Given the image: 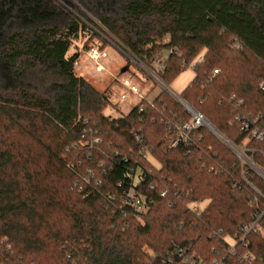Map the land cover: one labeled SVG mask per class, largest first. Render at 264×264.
I'll return each instance as SVG.
<instances>
[{
    "label": "trees",
    "instance_id": "16d2710c",
    "mask_svg": "<svg viewBox=\"0 0 264 264\" xmlns=\"http://www.w3.org/2000/svg\"><path fill=\"white\" fill-rule=\"evenodd\" d=\"M86 23L147 64L171 50L159 72L167 85L203 52L182 98L235 145L246 137L237 115L250 130L264 128V0H0V264H162L172 242L210 247L211 234L237 232L263 211L264 179L250 171L247 184L237 180L236 157L210 130L198 127L188 145L169 146L172 131L160 119L190 115L165 90L152 106L141 100L123 116L103 113L109 97L76 75L79 53H69L81 30L96 35ZM89 128L101 137L94 145L112 148L104 160L112 172L101 173L107 185L78 184L85 155L71 154ZM133 129L155 160L141 161V189L154 198L144 223L109 197L133 165ZM249 145L264 171V137ZM204 199L201 212L191 211L189 202ZM247 240L264 264V236Z\"/></svg>",
    "mask_w": 264,
    "mask_h": 264
},
{
    "label": "built area",
    "instance_id": "2783aa9c",
    "mask_svg": "<svg viewBox=\"0 0 264 264\" xmlns=\"http://www.w3.org/2000/svg\"><path fill=\"white\" fill-rule=\"evenodd\" d=\"M237 45V44H236ZM238 46V45H237ZM171 50H168V54ZM88 57L94 62L95 70L101 72L104 70V66L101 63V60L107 57V52L104 49H101L99 46L91 45L87 50ZM201 60V59H200ZM199 60V61H200ZM162 61V60H161ZM165 60H163L164 62ZM147 70L152 73L151 77L160 84H164L166 87L165 91L170 94L190 115L188 121H183L177 119L176 115L165 116L160 119V123H165L168 128L172 131V135L169 140L170 147H177L180 145H188L191 136L198 127H205L211 132H216V128L203 116L202 113L193 108L188 104L181 95L171 92L167 89V84L160 78L159 72L163 69V62L159 65V68H154L150 65H146L143 61H140ZM152 63V62H151ZM122 84L129 88L131 92L138 95L140 98L138 105L141 100H145L148 104L152 106L153 99L142 96L138 93V90L135 85L131 84L128 79L122 80ZM263 87V85L261 84ZM121 99H125V94L120 95ZM135 105V106H136ZM132 108L129 109V111ZM143 105H139L138 112H143ZM128 111V112H129ZM127 112V113H128ZM125 113V114H127ZM125 114H118L117 116H123ZM109 117H115L112 115H107ZM143 120V117L140 118ZM154 121V118H151ZM235 120L240 123V129L246 133V137L262 139L264 137V128L259 129L254 127L250 130V125L248 120L245 117L237 115ZM87 119H83V123H87ZM255 121V120H254ZM141 129H133L130 132V137L135 142L136 150L131 151V156H134L132 160V166L122 172L124 180L117 182V186L122 188L119 194L114 193L110 194L109 197L113 201H117V209L124 216H130L135 220L141 221L144 215H146L151 206L154 203V198L145 192L142 191L141 185L144 179V168L142 166V160L151 159V145L149 142H146L140 134ZM218 131V130H217ZM89 137L86 140L87 146H92L96 143L101 142V137L96 135V130L92 128L88 129ZM219 132V131H218ZM221 138H224L229 143V147L237 153L240 158L250 159V154H247V150L233 144L226 137H224L220 132L218 133ZM81 143V141H80ZM189 150H187V153ZM114 155H118V152L115 151ZM90 159V155L87 156ZM129 158L125 157L124 161H127ZM77 165H80V162L77 161ZM73 168L75 167L73 163L70 164ZM99 167L102 168V173H111V166H107L103 161L99 163ZM75 169V168H74ZM78 173V184H99V178H95V173L93 170L88 169L85 172V176H82L80 172ZM93 179V180H92ZM125 185V186H124ZM79 191H82V187L79 186ZM150 189H154V186L151 185ZM161 196L165 195V191L160 193ZM200 203L192 202L189 205V208L194 213L198 214L201 209L199 207ZM264 210L254 216L249 222L240 226L237 232L232 234L223 233L220 229L218 232H215L209 236V239L215 240L216 242L210 247L204 245H197L196 248H191L190 246L180 245L176 242H172L171 249L169 253L161 258L162 264H257L254 254L248 250V240L247 236L251 232H256L264 236V228L261 226L260 219ZM155 255V254H154Z\"/></svg>",
    "mask_w": 264,
    "mask_h": 264
},
{
    "label": "rangeland",
    "instance_id": "374dc122",
    "mask_svg": "<svg viewBox=\"0 0 264 264\" xmlns=\"http://www.w3.org/2000/svg\"><path fill=\"white\" fill-rule=\"evenodd\" d=\"M86 25H88V27L91 28L92 32H95L96 35H92V33H89V31L87 30H81L77 38L72 41L69 53H79V56L75 63L76 75L82 76L98 91L103 92L109 97L110 104L103 111L105 115L117 116L120 113L125 114L129 111L130 108H133L139 102L140 98L138 97V95L131 92L128 87L122 84V80L124 79H128L131 84L136 86L139 94L149 99H153L163 90H166L164 89L166 87L164 84L158 83L151 77V75L153 74L150 73L147 68L141 64V60H139L128 50H126L115 38L107 34L102 28L98 27L97 24L94 25L86 23ZM167 40L168 37H165L160 42H167ZM91 45H103V49L107 52V57L101 60V63L104 66V70L101 72H97L95 70L94 62L87 55V50ZM233 46L235 48L237 47L235 42L233 43ZM202 54L203 52H201L196 57V59H194L190 63L189 66H187L170 81V83L167 85L168 90L182 95L185 88L195 75L193 66L197 64L200 59H202ZM167 56L168 49L164 48L158 50L153 54L152 63L147 64V62H143L146 65H150L156 69L159 68V65L163 62V60L167 58ZM121 94H125L126 98L121 99ZM218 133L219 132L217 130L215 133L211 132V134L220 143L221 149L227 148L230 151L229 153L236 157L239 165V169L237 172V174L239 175L237 176V180H243L247 184L249 182L248 175L250 174V171L260 178L264 179V177L258 172L257 169H259L263 173L264 171L254 163V160L251 157L250 159L240 158L237 153L229 147V143L227 142V140L221 138ZM250 140L251 138L249 137L243 138L240 147L244 149H246V147L248 146L250 147ZM104 147L106 146H87L86 142L82 140L81 143H78L77 148H73L74 150H72V154H70L72 161H76V157L80 158V155H85L83 159H80V162H82V164H80V172L82 176H85V172L88 169H91L95 172V178L101 179L102 182L107 185L106 180L102 178V168L99 167V163L103 162L107 158V154L111 152L112 148ZM95 151L96 153L94 154ZM90 154H93V157H90L89 159L87 156ZM63 158H67L65 154L63 155ZM151 159L154 160L152 157ZM156 165H158V163H156ZM208 165L210 166V164L207 163V166ZM91 166L93 168H91ZM214 173L219 174L220 169L215 167ZM231 174L233 173L231 172ZM80 180L81 179H79V181ZM254 199H257V197H254ZM196 202L200 203L199 207L202 210L207 205L208 199L196 200ZM188 204L190 205L191 202H189ZM144 216L140 221L141 223H144ZM9 246L10 245H7V248H9ZM142 250L148 256H152L154 254V249L149 247L147 244L142 246Z\"/></svg>",
    "mask_w": 264,
    "mask_h": 264
},
{
    "label": "water",
    "instance_id": "95a60500",
    "mask_svg": "<svg viewBox=\"0 0 264 264\" xmlns=\"http://www.w3.org/2000/svg\"><path fill=\"white\" fill-rule=\"evenodd\" d=\"M247 154L249 155L250 154V152H247ZM258 170V172L264 177V173L263 172H261L259 169H257Z\"/></svg>",
    "mask_w": 264,
    "mask_h": 264
}]
</instances>
